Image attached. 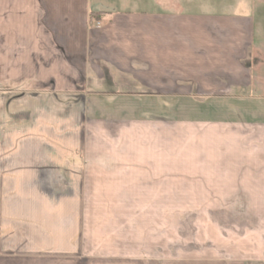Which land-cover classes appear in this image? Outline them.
<instances>
[{"label":"crops","instance_id":"crops-1","mask_svg":"<svg viewBox=\"0 0 264 264\" xmlns=\"http://www.w3.org/2000/svg\"><path fill=\"white\" fill-rule=\"evenodd\" d=\"M131 1L0 0V264H264L253 17Z\"/></svg>","mask_w":264,"mask_h":264},{"label":"rangeland","instance_id":"rangeland-1","mask_svg":"<svg viewBox=\"0 0 264 264\" xmlns=\"http://www.w3.org/2000/svg\"><path fill=\"white\" fill-rule=\"evenodd\" d=\"M107 2L108 0H103ZM140 2V0H137ZM145 5L138 4V10H145L149 15H154L157 10H170L172 12H177L176 14H185L184 10L188 8H194L193 4H188V0H145ZM195 3V9H198L200 2L204 0H193ZM216 1V0H213ZM243 2V0H240ZM239 0H221L214 4L216 6V11L227 16L238 17L242 20H246L248 17H253L254 19V33L252 34L253 43H251L248 49L244 50L248 54L246 57L249 63V70L251 72L248 80L249 86L247 87V94L250 99H256L258 101L264 100V0H249L248 3L243 4ZM132 3V1L130 0ZM221 2V3H220ZM138 3V2H137ZM134 4V2L132 3ZM247 4L249 6L247 7ZM130 5V4H129ZM242 5V6H241ZM95 22L94 21V25ZM99 23V22H98ZM106 21H103L105 24ZM99 26V25H98ZM96 26V27H98ZM218 212V211H217ZM211 215V213L204 214V211H180L179 215V234L174 232L173 234H168L171 239H177L180 246L181 256L178 260L184 262H191L193 260L203 263L204 254V238H205V225L211 227L213 225L216 227L218 222H221V218L217 215ZM250 211H241L240 213L244 215L243 219L249 222L248 213ZM213 214V213H212ZM248 214V215H247ZM225 219V217H222ZM219 227H216V232L218 234ZM169 244V243H168ZM208 244V242H206Z\"/></svg>","mask_w":264,"mask_h":264},{"label":"trees","instance_id":"trees-1","mask_svg":"<svg viewBox=\"0 0 264 264\" xmlns=\"http://www.w3.org/2000/svg\"><path fill=\"white\" fill-rule=\"evenodd\" d=\"M93 16H94V18H97L98 14L97 13H94V15L91 14V17H93Z\"/></svg>","mask_w":264,"mask_h":264},{"label":"built area","instance_id":"built-area-1","mask_svg":"<svg viewBox=\"0 0 264 264\" xmlns=\"http://www.w3.org/2000/svg\"><path fill=\"white\" fill-rule=\"evenodd\" d=\"M95 24H96L95 26H98V25H99V23H98V22H95Z\"/></svg>","mask_w":264,"mask_h":264}]
</instances>
